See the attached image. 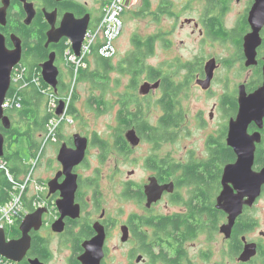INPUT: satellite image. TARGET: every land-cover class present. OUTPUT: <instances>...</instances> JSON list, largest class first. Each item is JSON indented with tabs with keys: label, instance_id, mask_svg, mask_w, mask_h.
Here are the masks:
<instances>
[{
	"label": "flooded vegetation",
	"instance_id": "af4514ba",
	"mask_svg": "<svg viewBox=\"0 0 264 264\" xmlns=\"http://www.w3.org/2000/svg\"><path fill=\"white\" fill-rule=\"evenodd\" d=\"M106 1L94 0L93 6L102 11ZM255 2L256 0H187L185 3L187 8L191 4L189 7L191 10H195L201 4L204 5V9L200 18H187L183 27L185 24H193L204 41L211 40L215 44L226 45L235 50L242 67L241 74L245 78L233 89L231 86L228 88V85L219 91L215 89L218 80H226V77H222L223 74L218 75L222 66L232 67L230 61H223L220 57L209 55L207 58L209 62L215 59L217 63L211 86L208 89H204L202 83L207 79L206 65L209 62L205 65L200 63L194 73H191L192 67L190 69L184 68V66L192 63L178 64L179 66L183 65V71L181 73L175 71L176 74L171 76L167 68L160 69L150 65L148 61L155 56L157 46L160 43L169 46L166 37L159 34L155 35L159 38L155 41L154 54L152 52L154 35L145 39L138 37L132 39L135 49L132 54L141 55L148 66L141 78L144 77L143 83L149 84L151 89L143 94L142 87L144 84L141 85L140 80L138 83H133V75L128 70V61L132 54L121 57L119 47L116 44L115 56L107 58V60L113 61L116 68L113 72L129 75L131 82L123 84L122 88L119 85L113 93V101H107L105 89L107 90L108 80H101L97 84L100 96L92 97V101L97 98L103 103L101 108L97 109L101 113L109 104L117 109L115 117L117 128L111 137L113 139L111 146L119 154H121L120 146H124L127 154L121 155L130 157L133 161V169L130 171L122 191V196L128 200L132 210L125 220H121L118 215H109L108 210L104 208V190L100 179L96 175L85 177L83 170L88 168L92 148L98 146L107 153L110 144L96 133L91 136L80 134L87 138L89 143L85 161L73 169V173L78 176L75 205L80 208V217L76 219L66 217L63 231L54 230V224L62 217L57 206V202L62 200V191L52 192L50 183L57 178V187H60L66 181V175H59L64 172V166L57 158L59 164L51 170L52 176L48 179L38 180L41 187L36 194V200L42 204L40 209H44L40 228L29 231L30 246L26 253L20 251L22 245H16L19 244L16 242L24 237V232L20 230V227L19 231H4L7 246L15 245L12 248L17 250L15 253L20 260L14 262L0 255V264H83L81 258L87 252L85 245L93 242L100 234L105 237L103 248L105 255L100 264H120L119 253H121L122 247L127 248L126 252L120 255L126 258V264H212L216 263L218 236L224 241L225 256L228 257L229 261L236 258L237 264H255L258 258L264 260V232L260 233L259 239L250 240V236L258 228V221L248 216L249 212L255 209L258 202L263 198L264 189L254 207H246L243 215L236 222L237 225L245 218L252 220L253 228L250 231L238 234L235 231V225L231 238H226L221 232V226L228 223V216L217 209V199L223 189L222 179L225 168L238 161L234 149L228 144V138L230 121L236 119L239 112L240 88L244 86L246 92L252 94L264 82V28L261 31L262 43L257 48L256 65L246 66L247 58L244 49L245 37L252 32L249 14ZM234 5L238 7L244 5L245 7L237 19L235 27L228 29L225 25L226 18L234 9ZM5 7L6 21H4L5 24L0 22V36L5 38L6 47L10 51L15 50L14 38L16 42H20L22 45V58L13 69L12 80L17 69L26 64L29 56H31L30 59H34V55L37 54L36 46L41 44L43 40L46 44L48 34L52 29L49 22L50 14L57 13L56 28L61 26L65 15L68 13L73 14L76 19H82L90 14V27L97 23L102 15L101 13L98 18L94 19L92 7L88 0H0V11ZM176 7L177 3L173 0H159V9L155 16L149 0L147 14L151 12L157 21L160 20L161 16H166L168 19L174 18ZM29 11L32 13L30 14ZM222 28L228 34L226 37L218 35ZM62 40L55 45H60ZM137 40L147 43V46L143 50H138ZM45 49L49 48L45 47ZM118 55L117 63L114 64V59ZM42 63L39 65L41 66ZM194 64L196 63H193L192 66ZM155 68L161 70L158 79L151 78ZM193 81L194 90L213 102L212 109L208 113V119L205 111H200L197 114V120L201 127L206 128L207 123L214 122L218 116H221L227 125H224L222 130L210 133L206 147L203 149L192 148L186 149L184 152H176L175 150L172 153L166 152L165 147L168 144L179 142L178 140L182 138V129L188 120L184 96L191 89ZM157 83H159L158 87L153 88ZM65 86L70 87L64 82L60 73L58 90L54 93L58 97L64 98L69 92ZM75 93L76 96H79L76 88ZM78 102L79 100L76 104ZM149 106L158 108L162 113L156 125L147 119L145 107L148 108ZM168 110L180 119L175 127L172 141L169 140L167 128ZM140 112L142 116L139 117L137 113ZM6 115L10 118V126L7 128L1 124L0 131L2 134L10 133L17 126H23V122L17 114L7 112ZM141 117V121L148 123L146 127L139 128ZM126 123H130L129 126L125 127ZM161 124L162 127L159 128ZM59 130L61 131V128ZM132 130L140 138L138 145H133L127 137ZM60 131H58V137H60ZM256 132H260L261 142L256 144L252 168L253 172H261L264 169V156L261 157L264 155V128L259 130L252 123L248 133L253 135ZM75 135L64 143L62 142L59 153L64 144H67L70 149H76ZM59 141L60 138L51 144L59 145ZM146 143L151 145L148 154L142 159L135 157V151ZM14 144L10 147L12 148ZM100 145L107 149L104 150ZM141 168L147 172L142 182L136 179L138 172L143 170ZM152 181H156L160 186H167V189L164 190L159 201L148 206L147 187ZM30 204L28 203V205ZM161 207H164V210L158 211ZM33 212L29 209L28 214ZM97 214H99L98 218ZM97 225L102 226L103 231H97ZM124 227L128 230L125 241L123 240ZM246 243L256 244L257 255L249 263H241L238 259ZM234 249H240V253L234 254Z\"/></svg>",
	"mask_w": 264,
	"mask_h": 264
},
{
	"label": "rangeland",
	"instance_id": "374dc122",
	"mask_svg": "<svg viewBox=\"0 0 264 264\" xmlns=\"http://www.w3.org/2000/svg\"><path fill=\"white\" fill-rule=\"evenodd\" d=\"M88 1L92 7L91 11L94 19L98 18L101 14V10L93 6L94 0ZM173 1L177 3L175 17H170L168 19L166 16H161L160 20L157 21L155 16L159 9V0H150L152 11H154L153 15L155 16H152L151 12L149 14H147V11L144 12L143 0H130L129 7L122 16L124 26L121 36L116 41L121 57H127L134 52L135 49L132 44V39L134 37L145 39L148 36L161 34L166 37L169 46L160 43L157 46L155 56L148 61L150 65L160 69L167 68L171 76L176 74L175 71L180 73L183 71V65L179 66L178 64L196 63L191 68V73H194L200 66V63L205 65L209 62L207 58L211 55L232 63V67L223 65L219 71L218 75L221 76L223 74L222 77H226V80H218L215 85L216 90L219 91L227 85L228 88L231 86L233 89L235 85L241 83L245 76L241 74L242 67L239 64L237 54L233 48L222 44H215L211 40L207 42L204 41L193 24H185V27H183V23H186L187 18H200L204 5H198L195 10H191L189 9L191 4L188 5V8L186 7L185 3L187 0ZM233 7L234 9L226 18L225 25L228 29L235 27L237 19L244 11L245 6L238 7L234 5ZM162 18L163 20L161 21ZM118 58L119 55L114 59V64L117 63ZM57 66L60 67L64 82L70 86V89L75 85L74 87L78 91L79 102L76 104L78 108L77 118H70L69 122L65 121L66 123L62 126L60 132L63 138L60 139L59 145L54 146L49 143L43 149L42 156H39L38 164L34 165L36 159H33L27 139L24 136L20 137L11 149L7 147L6 150L11 153H19L24 163L33 164L35 166V170H30V173L32 174V183L38 185V180H42V178L48 179L52 176L51 170L54 166L59 164L57 159L59 156V149L65 141L75 134L91 136L96 133L100 135L101 138L109 142V152H103L98 146L92 148L90 150L88 168L83 170V174L85 177L96 175L98 179H100L104 190V208L108 210L109 215H118L121 220H125L132 208L128 200L122 196V191L128 180L129 173L133 169V161L130 157L127 158V156L119 154L118 151L111 146L113 143L111 137L116 132L115 130L117 128V121L115 118L117 109L109 104L101 113L96 109L95 105H92L94 101H92V97L100 96V91L97 89L99 87L97 86L98 83L95 84L89 81L77 83L75 77L73 78L71 76V72L69 73L68 65L66 68L65 63L57 61ZM184 73L186 74V72ZM109 77L107 90L105 89V93L107 94L106 100L113 101L114 91L117 90L119 85H121L122 88L123 84H129L131 82V77L127 74H120L118 72H112ZM140 81L142 83L141 85H143L145 81L144 77H142ZM191 85V89L184 96V105L188 113V120L185 127L182 129V138L178 140L179 142L168 144L165 147L166 152L172 153L174 150L176 152H184L186 149L192 148L203 149L206 147L208 135L212 132L222 130L223 126L227 125L226 122L222 120L221 116H218L214 122H208L206 128L201 127L197 120V114L200 111H205L206 118L208 119V113H210L212 109L213 102L203 97L197 90H194V81ZM40 103L38 115L43 117L46 114V101L42 99ZM145 109L147 110L148 121L156 125L159 117L162 115L161 111L154 106L145 107ZM40 134L41 132L37 133L38 137H40ZM150 148L151 145L147 143L143 144L142 147L135 151V157L142 159L148 154ZM146 175L147 172L143 169L141 172H138L136 179L142 182ZM34 194V188L31 187L29 196L31 197ZM163 210L164 207L158 209V211ZM96 216L98 218L99 214ZM248 216L258 221V228L255 230L256 232L250 236V240L259 239L260 233L264 232V196L258 202L255 209L249 212ZM126 249V247H122V251L119 253V257L121 258L120 264H126V258L120 256L126 252ZM225 253L226 247L224 241L218 236L216 244V263L212 264H237L238 261L236 258H232V260L229 261ZM255 264H264V260L258 258Z\"/></svg>",
	"mask_w": 264,
	"mask_h": 264
},
{
	"label": "water",
	"instance_id": "95a60500",
	"mask_svg": "<svg viewBox=\"0 0 264 264\" xmlns=\"http://www.w3.org/2000/svg\"><path fill=\"white\" fill-rule=\"evenodd\" d=\"M31 14L32 12L29 11ZM57 13L50 14L49 22L52 29L48 34V40L45 44L49 48L52 44H58L62 39H67L71 43L72 50L76 56H81L82 46L90 27L91 15L88 14L82 19L68 13L65 15L60 27L56 28L55 22ZM31 19V17H30ZM6 7L0 11V22L5 24ZM249 23L252 32L244 40L245 55L247 58L246 66L257 64V48L262 43L261 31L264 28V0H256L249 14ZM15 50L10 51L6 47L5 38L0 36V127L10 126V118L6 115L3 108L12 87V73L22 58V45L16 42L14 38ZM216 60H211L206 65L207 79L202 83L204 89L211 86L216 69ZM42 78L44 82L54 91L58 90L60 69L57 66V54L55 52L49 55L47 61L41 64ZM157 83L153 88L158 87ZM149 84H144L142 93H146ZM65 103L62 102L58 115L64 111ZM254 123L259 130L264 128V82L263 85L248 94L244 86L240 88L239 94V112L236 119H232L229 124L228 144L232 147L238 156L235 164L225 168L222 184L223 189L217 199V209L223 211L228 216V223L221 227V232L226 238H231L237 220L243 215L246 207L253 208L258 198L261 197L264 189V169L261 172H253V163L256 151V144L261 142L260 132L253 135L248 133L249 126ZM133 145H138L140 138L134 130L127 135ZM76 149H70L64 144L60 150L58 159L64 166V172L59 175H66V181L60 187H57V178L50 183L52 192L62 191V200L57 202L62 217L54 224L55 231H63L64 219L70 217L76 219L80 217V208L75 205V196L78 188V176L73 173V169L83 163L88 150V139L80 134L74 136ZM6 140L0 131V159L5 157ZM167 186H160L156 181L147 187L148 206L159 201ZM44 209H37L28 214L20 225V230L24 232V237L16 242L22 245L21 252L26 253L30 246L29 231L38 230L42 223ZM97 231H103L102 226H96ZM4 231L0 229V255L17 262L20 260L16 256L14 246H7ZM127 228H123L124 238L126 239ZM104 240L103 234H100L93 242L86 244V254L81 258L83 264H100L104 258ZM257 255V246L253 243H246L243 252L239 257L241 263H249Z\"/></svg>",
	"mask_w": 264,
	"mask_h": 264
},
{
	"label": "trees",
	"instance_id": "16d2710c",
	"mask_svg": "<svg viewBox=\"0 0 264 264\" xmlns=\"http://www.w3.org/2000/svg\"><path fill=\"white\" fill-rule=\"evenodd\" d=\"M144 2V12L148 10L149 7V0H143ZM107 3V1H106ZM105 3V5H106ZM104 5V7H105ZM103 7V9H104ZM103 9L101 13H103ZM100 19H98L99 21ZM220 36L226 37L228 34L227 32L222 28L220 29ZM158 36H155L153 38V46H152V52L154 54L155 51V41L158 39ZM137 46L138 50H143L145 46H147V43H143L140 40H137ZM45 42L41 44H38L37 47V54L34 55V59H30L31 56H29L26 64H24L21 67V72L23 74L22 78V84L24 87H22L19 91L16 90V86L12 85L11 90L9 92V96L13 94V97L16 98V100L20 103V108H14L7 110V112L11 114H17L18 118L23 122V126L21 125L14 129L9 133H3L5 136L7 147L11 149V145L14 143H17L20 137L24 136L27 139L28 147L30 148V151L33 155V159L38 160L43 154V144L45 141L46 136L49 133L48 124L50 119L52 118V114L48 112L47 105H46V114L43 117H40L38 115V112L40 111V101L44 99L46 101V104L48 102L47 99V91L52 88H50L43 80L42 78V70L40 67V63L45 62L48 60L49 55L53 52L57 54V61H62L65 63V65L69 67V73L71 76L77 81V83H83V82H92V83H100L101 80H109L110 79V73L115 71L116 68L113 65V61H108L106 58L101 57L98 51V47H94L92 54L88 59H86V67H80L77 66L76 63L69 62V57L67 56V52L71 49V46L69 42L64 39L60 43V45L52 44L50 45L49 49H45ZM129 63V72L133 75V83H138V81L141 79V75L148 69L147 64L144 62L143 57L139 54H132L131 58L128 61ZM193 64L186 65L184 68L190 69ZM94 69H91L90 67H93ZM78 69V72L76 73V70ZM105 69V71H104ZM111 71V72H110ZM161 70L159 69H153V75L151 76L152 79H158L161 75ZM68 86H65V89H67ZM70 87L68 88L69 91ZM14 91H17L14 93ZM64 91V90H63ZM67 91V92H68ZM79 100V97L76 96V93L73 95L72 102L69 106V115L72 118H77L78 115V108L76 106V102ZM92 105L96 106V109L101 108L103 105L102 102H100L97 98L93 99ZM60 103L59 101H57ZM62 103V102H61ZM140 111V110H139ZM140 116H142V113H137ZM168 116L167 117V128L169 132V140L172 141L174 139V130L175 127L180 122V119L175 114L171 113L170 110H168ZM142 120V117L140 118L139 122ZM138 122V124H139ZM130 123H126V126H129ZM148 123H145L144 121L140 122L139 128L146 127ZM63 126V125H62ZM162 127V124L159 128ZM62 129V127H61ZM41 132L40 137H38L37 133ZM61 132V131H60ZM63 138L62 134H60V137ZM10 144V145H8ZM51 144V142H50ZM6 147V148H7ZM101 148L104 150L107 149L100 145ZM119 151L121 154H127L125 151L124 146H120ZM264 155L261 157L263 158ZM4 159L8 163L9 170L12 172V174L16 177V179H22L24 176H26L30 170L33 167V164H26L21 159V156L19 153H11L7 152L5 149V157ZM39 162V160H38ZM38 164V163H37ZM219 175V174H218ZM0 202L5 204L9 200L10 192L13 190V183H11L8 178L5 176L4 173H0ZM39 183V182H38ZM41 184V183H39ZM36 200V195L33 196H26L25 202H26V208L29 211H35V207L33 208V203ZM37 201V200H36ZM28 203H31L28 205ZM29 208V209H28ZM22 223V219H19L17 223L14 226L7 227L6 231H19V227ZM253 228V222L252 220L244 219L241 222H239L236 225L235 231H237L238 234L246 231H250ZM234 254L240 253V249L235 250Z\"/></svg>",
	"mask_w": 264,
	"mask_h": 264
},
{
	"label": "built area",
	"instance_id": "2783aa9c",
	"mask_svg": "<svg viewBox=\"0 0 264 264\" xmlns=\"http://www.w3.org/2000/svg\"><path fill=\"white\" fill-rule=\"evenodd\" d=\"M129 3L130 0H107L100 20L91 26L87 32L82 46L81 56H76L71 47L67 52L69 62L76 63L77 66L80 67H86V59L90 57L94 47H98L101 57L106 59L113 58L116 54V41L121 36L124 26L122 16L127 11ZM69 44L71 46L70 42ZM78 69L79 68H77L76 73ZM20 72L21 68H18L12 80V85L16 86L17 91L24 87L22 84L23 74ZM74 90L75 87H72L64 98L58 97L51 89L47 91L48 102L46 105L48 112L52 114V118L48 124L49 133L45 138L43 149L50 142L53 143L58 140L59 129L66 123L65 121H70L69 106L72 102ZM17 91H14V93ZM61 102L65 103L64 111L61 115H58L57 112ZM20 107V103L13 97V94L10 96L8 95L3 105L5 111ZM38 160L34 161V165L38 163ZM34 165L31 171L35 170ZM0 173H4L8 180L14 185L13 190L10 192L8 202L5 204L0 202V229L5 230L7 227L14 226L19 219L24 220L28 215L25 198L29 195L31 187L34 188V195H36L40 191L41 185L39 183L38 185L32 183V174L30 172L22 179H16L9 170L8 163L4 158L0 159ZM33 205L35 210L42 207V204L36 200Z\"/></svg>",
	"mask_w": 264,
	"mask_h": 264
},
{
	"label": "clouds",
	"instance_id": "9594fccd",
	"mask_svg": "<svg viewBox=\"0 0 264 264\" xmlns=\"http://www.w3.org/2000/svg\"><path fill=\"white\" fill-rule=\"evenodd\" d=\"M55 92V91H54ZM72 118V117H71Z\"/></svg>",
	"mask_w": 264,
	"mask_h": 264
}]
</instances>
